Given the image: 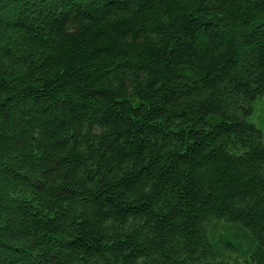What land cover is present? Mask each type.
<instances>
[{"label": "trees", "instance_id": "trees-1", "mask_svg": "<svg viewBox=\"0 0 264 264\" xmlns=\"http://www.w3.org/2000/svg\"><path fill=\"white\" fill-rule=\"evenodd\" d=\"M264 0H0V264H264Z\"/></svg>", "mask_w": 264, "mask_h": 264}, {"label": "rangeland", "instance_id": "rangeland-1", "mask_svg": "<svg viewBox=\"0 0 264 264\" xmlns=\"http://www.w3.org/2000/svg\"><path fill=\"white\" fill-rule=\"evenodd\" d=\"M249 121L261 131L264 144V97L259 98L254 104L253 113L249 117Z\"/></svg>", "mask_w": 264, "mask_h": 264}]
</instances>
